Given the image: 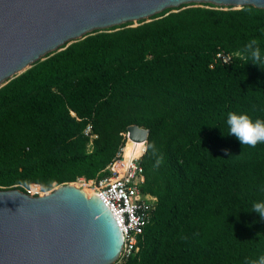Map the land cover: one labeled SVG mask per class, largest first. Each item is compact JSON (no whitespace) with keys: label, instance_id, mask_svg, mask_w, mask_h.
<instances>
[{"label":"trees","instance_id":"16d2710c","mask_svg":"<svg viewBox=\"0 0 264 264\" xmlns=\"http://www.w3.org/2000/svg\"><path fill=\"white\" fill-rule=\"evenodd\" d=\"M252 39L264 53V8L191 3L47 54L0 88V190L106 176L136 124L150 129L141 190L156 205L137 252L116 264L258 258L264 220L251 211L264 201V143L242 145L227 125L230 112L264 119Z\"/></svg>","mask_w":264,"mask_h":264},{"label":"water","instance_id":"95a60500","mask_svg":"<svg viewBox=\"0 0 264 264\" xmlns=\"http://www.w3.org/2000/svg\"><path fill=\"white\" fill-rule=\"evenodd\" d=\"M191 3L264 8V0H0V88L96 30ZM128 133L147 143L150 129L135 124ZM123 245L100 195L73 182H56L44 195L0 190V264H116Z\"/></svg>","mask_w":264,"mask_h":264},{"label":"built area","instance_id":"2783aa9c","mask_svg":"<svg viewBox=\"0 0 264 264\" xmlns=\"http://www.w3.org/2000/svg\"><path fill=\"white\" fill-rule=\"evenodd\" d=\"M219 58L223 62L228 63L232 60V55L221 53ZM85 134L91 138V145L93 140L98 137L97 134H93L91 124L86 128ZM123 136L126 143L119 151L117 157L107 166L110 171L108 175L95 179L79 177L73 182L79 183L83 188L90 187L93 189L113 212L124 235L120 262L135 254L139 249V237L143 234L156 205L155 200L151 196H145L141 190L144 170L139 160L145 153L146 148L140 156H134L128 161H124L125 146L131 139L128 131L123 133ZM33 192L30 187L28 193L36 195Z\"/></svg>","mask_w":264,"mask_h":264},{"label":"clouds","instance_id":"9594fccd","mask_svg":"<svg viewBox=\"0 0 264 264\" xmlns=\"http://www.w3.org/2000/svg\"><path fill=\"white\" fill-rule=\"evenodd\" d=\"M250 61L264 70V53L256 39L250 40L245 48ZM228 135H234L242 145L255 147L264 143V119H253L247 113L230 112L227 116ZM225 151H228L227 149ZM264 220V201L255 202L252 211ZM246 264H264V254L256 259L246 260Z\"/></svg>","mask_w":264,"mask_h":264},{"label":"bare ground","instance_id":"6f19581e","mask_svg":"<svg viewBox=\"0 0 264 264\" xmlns=\"http://www.w3.org/2000/svg\"><path fill=\"white\" fill-rule=\"evenodd\" d=\"M138 142L139 143H143L146 146V142L145 141H132V140L129 141L127 143V145L125 146V151H124L125 158H124V161H128L130 158H132L134 156L138 157V156H140L144 152L143 151L140 155H138L135 152V147H138L139 146ZM74 185H76L77 187H81L79 183H74ZM86 190L92 192L93 194L95 193L94 190L91 189L90 187H87ZM42 195H44V194H42Z\"/></svg>","mask_w":264,"mask_h":264},{"label":"rangeland","instance_id":"374dc122","mask_svg":"<svg viewBox=\"0 0 264 264\" xmlns=\"http://www.w3.org/2000/svg\"><path fill=\"white\" fill-rule=\"evenodd\" d=\"M226 6V5H225ZM31 189L34 191L33 193H35L36 195H37V193H39V194H46V192H48V191H43V190H41V188L38 190V192L36 191V189H33V186H31ZM54 189V188H53ZM52 189V190H53Z\"/></svg>","mask_w":264,"mask_h":264}]
</instances>
